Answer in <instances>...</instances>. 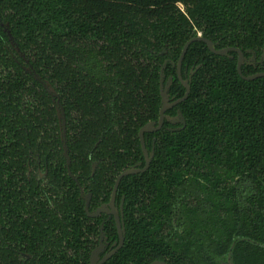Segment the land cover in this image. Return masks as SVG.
<instances>
[{
	"label": "trees",
	"instance_id": "1",
	"mask_svg": "<svg viewBox=\"0 0 264 264\" xmlns=\"http://www.w3.org/2000/svg\"><path fill=\"white\" fill-rule=\"evenodd\" d=\"M0 23L9 24L34 68L59 87L65 108L75 114V128L91 126L95 137L105 133L96 155L115 160L117 173L139 158L134 136L148 120L147 109L158 108L162 63L176 62L197 32L219 47L260 52L264 0H0ZM199 63L181 107L186 129L157 143L149 171L124 182L130 194L124 218L128 236L119 260H129L140 247H152L158 258L168 218L162 202H171L169 190L184 175L186 182H195L193 168L205 170L209 201L236 202L235 185L248 176L247 161L264 150V79L242 82L235 60L213 57L205 45L194 43L183 66ZM23 65L0 26V264H19L16 249L22 242L35 252L52 247L55 234L47 226L63 217L64 224L70 220L74 230H81L80 219L68 218L83 216L76 186L61 179L58 164L49 165L46 183L33 170L28 173L38 160L56 158L59 152L51 150L61 144L50 101ZM166 75L175 78L170 65ZM171 93L182 95L177 81ZM114 123L118 134L112 132ZM92 144L76 138L70 144L80 180L88 175L82 166ZM102 174L89 185L97 201L107 196ZM235 214L234 221L241 220Z\"/></svg>",
	"mask_w": 264,
	"mask_h": 264
},
{
	"label": "flooded vegetation",
	"instance_id": "2",
	"mask_svg": "<svg viewBox=\"0 0 264 264\" xmlns=\"http://www.w3.org/2000/svg\"><path fill=\"white\" fill-rule=\"evenodd\" d=\"M180 8L183 10V6L180 5ZM0 26L9 45L22 60L24 73L37 90L49 99L57 127L55 135L61 144L58 150H51V154L59 152L56 158L54 155L49 162L47 159L38 160L35 168H29L28 173L33 170L37 180L46 183L50 177L49 165L58 164L61 179L67 178L76 186L83 212L81 218L77 216L68 218L80 219L81 223L77 227L81 226V230L80 228L74 230L75 225L72 226L70 220L69 225L64 224L63 217L60 224L55 220L53 225L47 226L53 227L54 230V239L50 240L53 246L48 244L47 247L37 248L38 256H35V250H28L26 243H20L16 249L19 264H111L113 261L116 264H264V202H246L247 198L264 199V150L257 158L247 161L248 176L235 185L236 202L209 201L210 185L205 184V170L193 168L198 173L195 182H186L187 176L184 175L179 180V185L175 183L169 190L171 202H162L168 210V218L161 234L165 245L156 253L158 258H153L152 247H140L129 260H119L120 252L125 250L128 236L124 218L130 194L124 188L126 180L147 173L154 162L157 143H161L168 134L175 136L187 127V120L181 107L189 98L192 79L202 64L187 68L183 66L184 59L192 44L201 43L206 48L207 46L201 41L191 43L178 69L186 43L202 37L210 41L217 51L240 50L244 59L240 67L241 75L237 70L239 56L236 52L229 51L227 55L220 56L207 48L213 57L235 60L236 74L242 82L264 79V77L245 79L264 74V43L260 52L251 49L242 51L233 46L219 47V42H213L201 32H197L196 36L184 44L176 62L165 60L158 74V108L155 112L147 109L144 116L148 120L135 132L134 139L138 144L139 158L116 173L115 160L109 156L101 159L103 157L98 158L96 155L105 139V133L100 132L95 137L90 130L91 126L75 128V114L65 108L59 87L48 75L34 68L27 51L21 50L15 42L9 24L0 23ZM168 65L175 70V78L174 75H166ZM244 67H249L252 72L243 74ZM174 81L181 85L183 93L180 96L171 93ZM185 82L189 92L184 98ZM139 120L138 117L135 118V126L139 124ZM112 132L119 133L116 123L113 124ZM73 138L82 142L86 139L93 142L82 166L83 169H87L88 175L82 176L81 180V173L73 170L74 158L70 146ZM110 164L113 169H110ZM99 172L103 173V186L107 196L103 193L97 201L89 185ZM109 180L112 181L110 189L106 187L109 186L107 183ZM219 204H223L225 210L221 209ZM236 212H239L241 220L234 221Z\"/></svg>",
	"mask_w": 264,
	"mask_h": 264
},
{
	"label": "water",
	"instance_id": "3",
	"mask_svg": "<svg viewBox=\"0 0 264 264\" xmlns=\"http://www.w3.org/2000/svg\"><path fill=\"white\" fill-rule=\"evenodd\" d=\"M199 41L205 43L206 46H207V48L209 49L210 52H212V53H214V54H217V55H220V56H225V55H227V53H228L229 51H234V52H236V53L238 54V56H239L238 64H237V65H238V66H237V70H238L239 75H241L240 67H241V65L243 64V60H244V59H243V53H242L240 50H237V49H225V50L217 51V50H215L214 45H213L210 41H208V40H206V39H204V38H202V37L194 38V39H192V40H190L189 42L186 43V45H185L184 48H183L182 54H181V58H180V61H179L178 69H179V67H180L181 60H182L183 56L185 55V53H186L187 48L189 47V45H190L191 43H193V42H199ZM256 77H264V74H259V75L252 76V77L245 78V79H246V80H252V79H254V78H256ZM184 86H185V88H186V94H185V96H184V98H185V97L187 96L188 92H189V87H188V85H187L186 82L184 83ZM163 97H165V93H163Z\"/></svg>",
	"mask_w": 264,
	"mask_h": 264
}]
</instances>
